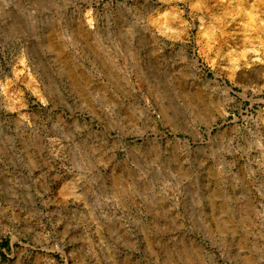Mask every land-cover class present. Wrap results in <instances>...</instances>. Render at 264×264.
<instances>
[{
  "label": "rangeland",
  "instance_id": "1",
  "mask_svg": "<svg viewBox=\"0 0 264 264\" xmlns=\"http://www.w3.org/2000/svg\"><path fill=\"white\" fill-rule=\"evenodd\" d=\"M0 264H264V0H0Z\"/></svg>",
  "mask_w": 264,
  "mask_h": 264
}]
</instances>
